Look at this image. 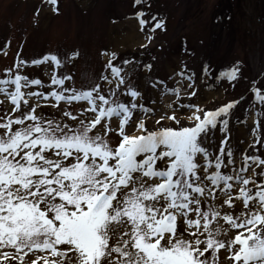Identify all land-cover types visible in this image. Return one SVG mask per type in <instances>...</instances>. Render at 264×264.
Segmentation results:
<instances>
[{
    "label": "snow or ice",
    "instance_id": "snow-or-ice-1",
    "mask_svg": "<svg viewBox=\"0 0 264 264\" xmlns=\"http://www.w3.org/2000/svg\"><path fill=\"white\" fill-rule=\"evenodd\" d=\"M46 2L59 15V0ZM102 55L99 76L79 85L78 50L18 57L0 75V264H221L222 251L229 264H264V84L249 88L261 110L241 148L229 126L247 122L243 98L191 103L197 74L182 62L168 81L149 78L174 97L157 116L130 83L140 62ZM211 75L203 65L201 83ZM239 75L236 65L216 79Z\"/></svg>",
    "mask_w": 264,
    "mask_h": 264
},
{
    "label": "rangeland",
    "instance_id": "rangeland-1",
    "mask_svg": "<svg viewBox=\"0 0 264 264\" xmlns=\"http://www.w3.org/2000/svg\"><path fill=\"white\" fill-rule=\"evenodd\" d=\"M138 11H144V19L149 21L143 32L136 18ZM154 15L165 26L152 33ZM148 36L154 37L151 42ZM75 50L79 58L70 71L77 85L99 76L108 59L102 55L106 51L116 52L120 60L139 61L130 83L143 93L146 106L159 109L157 116L174 97L149 87V78L168 81L186 63L196 72L199 86V98L190 102L215 110L243 98L235 111L243 119L248 109L247 122H230V143L242 140L243 148L252 142L255 113L261 109L249 88L253 81L264 84V0H145L140 6H134V0H59V15L46 0H0V75L18 57L30 61L43 54ZM147 64L152 65L150 72L144 70ZM205 64L212 70L211 78H205L207 85L199 79ZM236 65L240 69L237 81L216 79ZM173 84L169 82L170 87ZM186 91L182 88L181 95ZM151 99L155 105L150 104ZM6 107H10L7 101L0 105V115ZM259 122L264 130V116ZM216 136L218 140L220 133ZM226 256L222 251L221 264H229Z\"/></svg>",
    "mask_w": 264,
    "mask_h": 264
}]
</instances>
